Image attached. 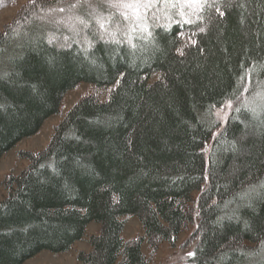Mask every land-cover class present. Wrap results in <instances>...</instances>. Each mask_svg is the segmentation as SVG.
Instances as JSON below:
<instances>
[{
  "label": "trees",
  "instance_id": "trees-1",
  "mask_svg": "<svg viewBox=\"0 0 264 264\" xmlns=\"http://www.w3.org/2000/svg\"><path fill=\"white\" fill-rule=\"evenodd\" d=\"M69 2H31L0 34V159L79 84L113 91L107 101L82 99L49 145L3 181L0 264L66 253L92 223L99 232L80 264H151L144 242L151 253L172 245L195 217V256L179 264H264V100L248 104L255 118L235 108L214 136L215 109L244 88L252 97L264 90V0H216L222 17L206 7L202 21L152 27L135 48L89 30L86 52L36 25ZM183 34L195 44L181 45ZM130 216L144 237L124 239Z\"/></svg>",
  "mask_w": 264,
  "mask_h": 264
},
{
  "label": "rangeland",
  "instance_id": "rangeland-1",
  "mask_svg": "<svg viewBox=\"0 0 264 264\" xmlns=\"http://www.w3.org/2000/svg\"><path fill=\"white\" fill-rule=\"evenodd\" d=\"M53 0H0V34L5 29V27L12 22L18 14L24 10L27 5L36 3L50 2ZM35 3V4H36ZM163 6H158L154 8L152 12L149 13L148 24L150 25L149 31L152 27H163L161 25L169 26L171 24L183 23L180 21V17L176 16L173 12V18L171 20L165 19L160 8ZM84 9V8H83ZM78 9L77 11L83 15L85 10ZM107 15V9H101ZM153 13L160 15L159 21L152 18ZM64 13L47 15L43 18L36 20V25L38 28L43 30H48L51 33V28L54 32L51 34L52 39L59 40L62 44H68L67 41L79 42L83 46L86 44L83 42L86 32L81 31L80 35H76L73 31H70L68 27L64 24H57V19H62ZM191 19L195 21L197 16H192ZM95 26V25H93ZM79 29V26H77ZM49 34V33H48ZM181 45L189 43L192 41L190 35L183 34L181 36ZM180 52V51H179ZM159 75H154L151 78L152 82L158 80ZM248 91L243 92L242 96L234 101H228L223 104L218 109L214 110V117L220 124V128L214 134L217 135L222 127L225 125L227 119L229 118L232 111L244 104L256 105L261 99L253 95V91L247 87ZM113 91L112 87L98 89L90 84L81 83L76 86L73 90H70L63 97L61 106L58 114L47 119L42 125L39 132L31 137L23 139L19 142L11 151L6 153L0 159V201L6 196L7 191L3 187V181L11 175H18L22 172L30 162L24 158L26 154L38 153L44 150L55 133L56 127L60 125L72 111V109L84 98L86 97H97L100 101H107ZM252 91V92H251ZM231 103L232 107L228 108L227 104ZM210 143L208 144V146ZM197 194L195 193V196ZM125 229L123 237L125 240L137 239L144 237V229L140 220L137 217H125ZM198 225L199 222L197 217L194 221L186 227V229L180 234L178 240L174 244H169L168 242L161 243L155 252H150L151 248L147 242L143 244V252L150 259L151 264H179L186 261L189 257V253H193L197 242L198 236ZM99 232V226L97 224H90L87 228L86 236L83 240L76 242L72 248L66 253H52L49 251H42L40 254L34 258L28 260L25 264H80L78 261V254L81 252L88 253L91 250L89 244V238L92 235H96ZM252 246V245H251Z\"/></svg>",
  "mask_w": 264,
  "mask_h": 264
},
{
  "label": "snow or ice",
  "instance_id": "snow-or-ice-1",
  "mask_svg": "<svg viewBox=\"0 0 264 264\" xmlns=\"http://www.w3.org/2000/svg\"><path fill=\"white\" fill-rule=\"evenodd\" d=\"M60 3H62V0H58V4ZM161 5L163 7L160 8V12H162L165 19L171 20L174 12L176 16L180 17V21L185 24L194 23L191 19L192 16H197L202 21L203 18L199 14L206 7L215 8V11L221 17L224 15L220 7H216V0H211V3H209V0H72L64 6L52 8L51 11L64 13V17L57 19L56 23L64 24L76 35H80L81 31L88 32L91 30L93 36H98L105 43L120 45L126 42L130 47L135 48L134 39H151L152 33L149 31L150 25L148 24L149 13ZM80 8L85 9V14L81 15L77 11ZM101 9H107V15ZM152 18L159 21L161 17L153 13ZM77 26H79V29ZM161 26L166 27V25ZM198 31L204 33L205 28L199 27ZM193 35H196V32H193ZM83 42L87 45L83 49L86 52L88 48L92 47L93 41L85 36ZM49 43H52L51 39H49ZM192 43L195 44V41H192ZM183 54V51H181L180 55ZM243 90L248 91L247 88ZM256 97L264 100V90L257 92ZM0 107L3 106L0 105ZM227 107L231 108V103H228ZM244 107L251 111L253 118L256 117L255 108H249L248 104H245ZM235 111H240V109L236 108ZM262 244H264V241H262ZM189 255L195 256V253H189Z\"/></svg>",
  "mask_w": 264,
  "mask_h": 264
}]
</instances>
